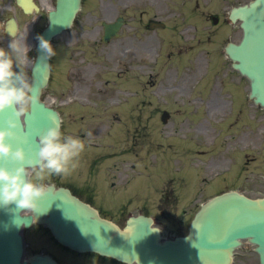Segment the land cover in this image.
Returning a JSON list of instances; mask_svg holds the SVG:
<instances>
[{
    "label": "rangeland",
    "instance_id": "rangeland-1",
    "mask_svg": "<svg viewBox=\"0 0 264 264\" xmlns=\"http://www.w3.org/2000/svg\"><path fill=\"white\" fill-rule=\"evenodd\" d=\"M172 2L173 0H158L157 7L163 9L171 6L177 10ZM206 2L208 11H218L212 8L211 0ZM115 10L116 7L110 10L106 8L105 0H84L76 26L51 43L56 55L51 57L52 74L45 89V98L49 104L60 108L63 116L61 130L64 135L79 137L84 144L94 142L110 145L105 151L113 153L108 152L107 155H127L124 168L130 169L132 163H140L137 164V169H140V166L143 167L152 160L150 155H158L159 159L152 164L153 170L148 168V172L152 170L149 175L137 171L139 175L130 180L127 178L129 174L125 172L120 178L123 184L114 190L117 193L113 191L108 179V171L112 168L107 169L108 166H105L101 169L102 176L97 190L112 201L131 195L138 203H152L147 208L139 205L124 208L122 214L118 213L117 208L105 212L119 222H124L129 212L138 213L141 209H146L156 218L163 235L169 237L179 233L185 223L188 224L190 213L185 216L184 223L180 218L183 216V209L190 204L180 203L179 206L172 207L169 203L164 205L161 198L157 202L160 186L171 179V176L175 177L180 188V202H186L197 193L214 195L225 190L226 184L230 186L234 182L245 156V152L234 148L233 143L248 142L254 150L249 155H255L252 159L257 160L239 175L238 183L240 177L250 174V170L255 172L264 169V110L254 112L257 115L253 118V130L249 132V136L241 135L235 140L231 123H223L212 131V123L219 118L226 106H213L208 101L210 86L213 83L212 86L217 88V81L220 85V78L217 77L219 73L231 72L226 68L220 70L221 65L216 64L212 57L220 55L216 50L229 34L232 39H237L240 35L237 27L224 24L213 27L209 22L201 24V19L173 11L172 15L167 16L170 26L168 36L172 39L167 38L164 31L126 28L119 38L106 44L101 41V22L113 17ZM121 10L120 8L119 11ZM133 13L134 9H131L128 14ZM210 29L212 31L209 33ZM66 40H70L69 43ZM63 78L66 79L62 83ZM75 80L79 84L75 85ZM73 87H77V93H71ZM231 92L230 88L223 92L231 104V122H247L243 107L237 108L240 112L236 119L233 96L227 95ZM72 96L79 102L86 103L84 110L88 115L85 118L74 113L75 108L72 106L64 107V102ZM190 97L191 101L186 104ZM210 108L217 110L211 117L210 112L213 111H209ZM163 110H168L171 114L166 124L160 118ZM114 133L118 136L114 137ZM185 135L196 137L200 146L195 145L192 139L184 141ZM202 137L205 139L201 140ZM88 148L91 150V147ZM183 155L186 157L183 158ZM216 155H231L230 159L236 163L225 173L199 174V167H205ZM225 159L217 157L211 162L210 170L216 169L219 166L216 164ZM31 174L30 171L29 177ZM67 178L69 181L72 178L80 179L76 169ZM54 180V177L49 176L44 183L50 184ZM128 180L130 182L126 183ZM250 183L252 182L248 184ZM177 184L175 182L174 187ZM248 184H244L242 189L253 187ZM194 200L193 206L198 203L199 198ZM39 228L41 226L34 225L24 232L28 253L33 249H50L43 240L46 238L41 233L45 232L44 229Z\"/></svg>",
    "mask_w": 264,
    "mask_h": 264
},
{
    "label": "water",
    "instance_id": "water-1",
    "mask_svg": "<svg viewBox=\"0 0 264 264\" xmlns=\"http://www.w3.org/2000/svg\"><path fill=\"white\" fill-rule=\"evenodd\" d=\"M79 5L80 0H58L57 11L51 14V23L42 36L50 40L70 25ZM237 17L243 20L245 36L239 45L230 44L227 52L240 61L235 66L250 77L252 96L264 105V0L235 9L231 18ZM40 56L38 47L33 71L38 103L31 105L25 117L33 124L32 134L24 126L18 138L11 141L14 146L25 149L53 121L59 123L57 112L47 110L40 101L41 89L49 76V65L45 67ZM5 118L6 115H0V126ZM50 187L49 193L40 200L42 214L21 215L0 208V264H28L21 262L20 230L23 224L28 227L34 220L45 223L61 243L73 249L95 250L126 262L138 259V264H229L239 238L249 237L260 244L264 264V199L252 200L236 193L217 197L197 214L188 236L162 241L160 229L153 226L152 218L131 216L121 229L111 220L100 217L96 209L68 189ZM30 264L54 263L47 256L34 255Z\"/></svg>",
    "mask_w": 264,
    "mask_h": 264
},
{
    "label": "clouds",
    "instance_id": "clouds-1",
    "mask_svg": "<svg viewBox=\"0 0 264 264\" xmlns=\"http://www.w3.org/2000/svg\"><path fill=\"white\" fill-rule=\"evenodd\" d=\"M7 31L11 37L8 48L0 47V115H6L0 126V208L42 214L40 200L51 189L44 183L46 177L70 175L78 167L85 144L79 137L64 135L55 121L27 149L11 143L23 131L21 117H26L30 105L38 103V95L26 71L31 62L26 28ZM35 39L39 42L40 61L47 67V60L56 52L44 36L37 34ZM134 261L138 264V259Z\"/></svg>",
    "mask_w": 264,
    "mask_h": 264
},
{
    "label": "flooded vegetation",
    "instance_id": "flooded-vegetation-1",
    "mask_svg": "<svg viewBox=\"0 0 264 264\" xmlns=\"http://www.w3.org/2000/svg\"><path fill=\"white\" fill-rule=\"evenodd\" d=\"M39 6L40 10L39 13H42L43 17L41 19L38 18L36 23L39 27L41 21L44 25L46 23V15L42 12V1L43 0H35ZM128 6H126V9ZM139 8V7H136ZM164 11L167 13L169 12V9L166 8ZM142 13H140L139 22L142 21ZM10 18H15L18 28L20 31H23L26 28L27 31V37H26V43L28 45H34L35 40L32 39V34L35 36L38 29L36 30V26L32 25L33 17L32 15H29L25 13L16 3V0H0V44L1 46L7 45V43H10L11 37L9 34L6 33V22ZM150 20V19H149ZM0 46V47H1ZM247 252V253H245ZM245 252H241L240 255L236 257L235 264H251L250 259L251 255L253 254L250 249H247ZM74 257L72 258V261L74 264H101L97 260H95V257L101 260L102 258H99L94 253H74ZM104 259V258H103ZM96 261V262H95Z\"/></svg>",
    "mask_w": 264,
    "mask_h": 264
}]
</instances>
